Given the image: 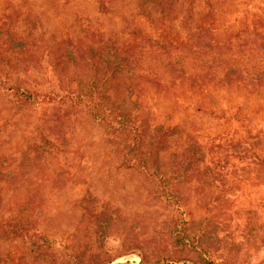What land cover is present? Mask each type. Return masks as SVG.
<instances>
[{
	"label": "rangeland",
	"instance_id": "obj_1",
	"mask_svg": "<svg viewBox=\"0 0 264 264\" xmlns=\"http://www.w3.org/2000/svg\"><path fill=\"white\" fill-rule=\"evenodd\" d=\"M206 1L197 5L217 25V54L226 71L237 67L264 82V0ZM105 6L108 11L100 14L97 0H0V16L5 25L23 34L32 30L57 50L85 48L94 44L89 32L102 31L104 48L133 53L148 71L157 55L150 43L163 38L160 27L168 30L167 39L177 43L176 34L185 41L187 32L170 18L185 10L178 3L165 8L161 22L155 14V26L139 13L138 0ZM229 14L236 20L229 22ZM16 57L13 79L27 87L44 80L40 62L22 53ZM68 73L80 86L91 76L84 65L74 64ZM220 79L201 87L134 86L128 98L131 107L146 100L154 122L176 127L161 158L168 190L184 205L170 202L164 186L124 166L118 140L98 119L46 103L21 107L0 90V171L6 174L0 179V264H152L163 257L187 264H264V83ZM54 113L68 123L70 151L40 156L28 144ZM189 135L215 144L207 146L206 160L213 155L215 166L208 186L200 184V172L182 170L178 177L168 167ZM88 204L93 214L107 208V232L97 231Z\"/></svg>",
	"mask_w": 264,
	"mask_h": 264
},
{
	"label": "trees",
	"instance_id": "obj_2",
	"mask_svg": "<svg viewBox=\"0 0 264 264\" xmlns=\"http://www.w3.org/2000/svg\"><path fill=\"white\" fill-rule=\"evenodd\" d=\"M115 1L97 0V11L100 14L106 13L108 9L105 5L114 4ZM138 1L139 13L148 16L154 26L157 25L155 14L158 15L160 22L165 15L167 16L165 8H172L173 4L178 3L185 9L182 11L181 8V11H176V14L170 17L176 18L178 27L187 32V35L183 36L185 41L180 40L175 34L174 37L176 36L177 41L182 44L178 46V42L175 43L173 38L167 39L168 30L160 27L158 37L163 38L161 42L154 43L156 45L150 43V47L155 48L157 55L164 56L156 55L152 58L150 62L152 67L149 71L143 67V64L139 66V57L132 55L133 53L129 55L119 51V48L114 50L104 48L105 33L102 31L91 30L89 34L94 37L92 40L94 44H85V48L72 50L64 47L63 50H57L58 47L55 49L46 40L37 39L32 30L23 34L10 25H5L6 20L0 16V90L8 92L21 107L34 108L46 103L51 108H59L72 115L90 114L102 123L107 133L118 140L121 163L124 166L142 172L152 182L164 186L166 191L164 189L163 191L168 194L167 199L170 202L184 205L176 192L168 190L171 180L165 175L167 168L161 158V153L167 150L176 127L161 121L154 122L149 105L144 99L140 100V103H145V106L128 105V98L134 86H140V90L148 85L162 89L183 84L189 87H201L205 83L212 82L217 75L227 83L238 81L248 85L253 82L255 84L264 82L258 76L253 79L246 76L237 67L233 69L232 74L231 67H228V72L226 71L225 61L217 54V49L222 47H219L220 44L215 39L214 29L217 25L212 20L208 21L209 17L200 10L197 5L200 0ZM210 1L207 0V4ZM7 19L10 22L11 14H7ZM228 19L229 22L236 20V14H229ZM18 53L41 63L44 69L43 81L27 87L12 78L11 69L16 67ZM222 54L224 57V52ZM74 64L88 66L91 70V76L81 86L77 82H72L68 73L69 68ZM142 91L135 95L136 99L137 97L141 99L139 95ZM51 120L38 129L32 142L28 144V148L40 156L66 154L70 151L68 123L55 113ZM235 120L240 121L236 118ZM213 143L209 145H215ZM209 145L189 135L183 148L172 152V160L168 167L174 168L178 177L182 174V170L187 173L200 172L203 174L199 180L200 184L208 186L210 183L207 174H215L212 171L215 169L212 164L213 155L206 160L209 154L207 148L211 150L207 147ZM254 156H258L257 152H254ZM260 161L264 163V157ZM5 175L0 171V179ZM14 181L10 179V182ZM93 207L92 204H88L86 209L93 214ZM103 210L93 215L97 231L105 233L108 231L111 218L106 212L107 208ZM152 264H187V262L185 259L170 260L163 257L153 261Z\"/></svg>",
	"mask_w": 264,
	"mask_h": 264
}]
</instances>
